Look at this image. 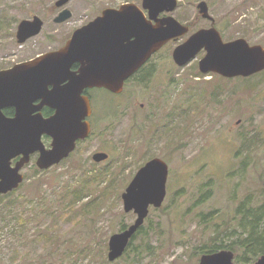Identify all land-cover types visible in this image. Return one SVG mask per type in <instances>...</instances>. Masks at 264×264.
<instances>
[{"label": "rangeland", "instance_id": "obj_1", "mask_svg": "<svg viewBox=\"0 0 264 264\" xmlns=\"http://www.w3.org/2000/svg\"><path fill=\"white\" fill-rule=\"evenodd\" d=\"M56 1L0 0V71L59 49L107 7L142 2L70 0L65 8L71 18L56 24ZM201 1L224 42L244 39L264 47V0H177L171 16L188 24L189 34L159 50L120 94L89 93L88 139L48 170L30 162L20 186L0 196V264H197L198 249L213 239H245L234 229L238 211L264 202V71L247 79L203 75L198 63L204 51L184 67L173 63L174 48L211 27L198 14ZM34 16L43 22L41 32L18 44L19 23ZM95 153L108 158L96 163ZM154 158L166 162L169 173L165 200L144 224L153 228L146 238L150 248L109 263V238L136 219L124 212L121 195ZM99 175L103 184L84 187ZM76 189L80 200L73 203ZM202 193L209 196L198 204Z\"/></svg>", "mask_w": 264, "mask_h": 264}, {"label": "water", "instance_id": "obj_2", "mask_svg": "<svg viewBox=\"0 0 264 264\" xmlns=\"http://www.w3.org/2000/svg\"><path fill=\"white\" fill-rule=\"evenodd\" d=\"M70 0H57L56 8H64ZM177 0H142L141 7L125 4L118 9H105L101 15L75 30L58 50L45 53L28 62L0 71V195L15 189L23 181L21 168L30 155L39 153L36 166L47 170L58 165L75 150L78 140H85L90 132L87 118L92 109L84 92L105 89L113 94L123 90L125 81L133 76L152 55L168 42L189 33V26L178 22L172 14ZM202 19L211 27L192 33L174 48L172 60L184 67L204 51L198 63L203 75L216 74L225 79L249 78L264 71V47L251 45L244 39L224 42L214 27L205 1L197 5ZM144 11L147 12L145 15ZM168 14L159 18L160 14ZM64 8L54 18L61 24L71 18ZM43 27L40 18L19 23L18 44L37 36ZM80 65L77 71L71 66ZM40 103L34 106L33 103ZM13 107L15 117L8 119L3 109ZM48 107L54 114L43 118L40 110ZM43 135L51 139L46 150ZM22 155L15 167L11 160ZM105 153H95L96 163L107 160ZM168 165L159 158L148 161L133 177L121 195L125 213L136 215L125 230L111 235L107 261L115 262L125 252L131 238L144 224L150 208L159 209L166 197ZM233 253L220 251L205 254L197 264H234ZM254 264H264V255Z\"/></svg>", "mask_w": 264, "mask_h": 264}, {"label": "trees", "instance_id": "obj_3", "mask_svg": "<svg viewBox=\"0 0 264 264\" xmlns=\"http://www.w3.org/2000/svg\"><path fill=\"white\" fill-rule=\"evenodd\" d=\"M101 91H105V90H101ZM91 92L92 91L89 90L86 91L87 94ZM89 96L91 97V94ZM99 178L100 175L95 176L94 179L91 181L85 180L84 187L103 184L102 181H99ZM79 191H80L79 189L75 190L73 195L75 200H72L73 203L75 201L80 200ZM208 196L209 195L202 193L201 197L197 200L198 204L205 201L208 198ZM244 205L245 204H243L242 207ZM243 209L244 211L243 210L238 211L241 218L238 226L235 227L234 229H240L243 232L245 239L239 238L238 241L229 242L228 244L227 243L218 244L217 241L213 239L210 245L198 249L197 257L204 254H213L222 249H230L236 254V258H235L236 264H248L253 262V260L258 258L260 255L264 254V241L262 240L264 234V202L263 204L261 203L256 208H250L247 210L244 206ZM205 217L207 216H203V218ZM209 217H212V214ZM202 220L205 221L206 219H202ZM126 228L127 226L124 224H121L119 226L120 231H123ZM151 229H153L152 225L149 226L142 225L137 230L135 235L131 238L123 256H127L129 253L136 256L137 252L140 253L139 249H143V248L147 249V247L150 248V246L146 242V238H147V233L151 231ZM232 234L237 236L238 232L233 231ZM138 239H140V243L135 244V241H137Z\"/></svg>", "mask_w": 264, "mask_h": 264}, {"label": "flooded vegetation", "instance_id": "obj_4", "mask_svg": "<svg viewBox=\"0 0 264 264\" xmlns=\"http://www.w3.org/2000/svg\"><path fill=\"white\" fill-rule=\"evenodd\" d=\"M130 4V3H129ZM123 5H125V4H123ZM122 6V5H121ZM120 7V6H119ZM119 7H107V8H105V9H118ZM165 16H167V14H164V13H162V14H160L159 15V18H162V17H165ZM88 24V23H87ZM188 25V24H187ZM189 26V25H188ZM189 30H190V26H189ZM153 57L154 56H152L139 70H138V72H136V75L138 74V73H142L143 71H145L147 68H148V66L150 65V63H151V61H152V59H153ZM79 67H80V65L78 64V63H75V64H73L72 66H71V70L72 71H77L78 69H79ZM85 94H87L86 92H85ZM88 95V94H87ZM88 97H89V95H88ZM89 99H90V97H89ZM40 103V101L39 100H37V101H35L34 103H33V105L34 106H37L38 104ZM90 103H91V99H90ZM141 107H142V105H141ZM3 114H4V116L6 117V118H8V119H12V118H14L15 117V109L13 108V107H6V108H4L3 109ZM40 114L42 115V117L43 118H48V117H50V116H52L53 114H54V111L52 110V109H49V108H47V107H43L41 110H40ZM91 117H92V114H91V116L87 119V121L90 123V127H92V124H91V122H90V119H91ZM41 141H42V143L44 144V147H45V149L46 150H48V149H50V147H51V139L48 137V136H46V135H43L42 137H41ZM84 141V140H83ZM80 142H82V141H78L77 143H76V146L80 143ZM38 157H39V153H34V154H31L30 155V161H29V163L30 162H34V165L36 166V162H37V160H38ZM22 158V155H20V156H17L16 158H13L12 160H11V166L12 167H15V165H16V163L17 162H19L20 161V159ZM28 163V164H29ZM28 164H26V165H28ZM26 165H24L22 168H21V170H20V173H21V171H22V169L26 166ZM22 174V173H21ZM22 176H23V179H24V175L22 174ZM220 251H229V250H220ZM220 251H218V252H220ZM230 252H232L233 253V255H234V257H233V263L234 264H236V262H235V258H236V254L233 252V251H230ZM264 254H262V255H260L259 256V258L261 257V256H263ZM258 258V259H259ZM257 259V260H258ZM256 260V261H257ZM199 261V260H198ZM256 261H254V262H252V263H248V264H254Z\"/></svg>", "mask_w": 264, "mask_h": 264}]
</instances>
